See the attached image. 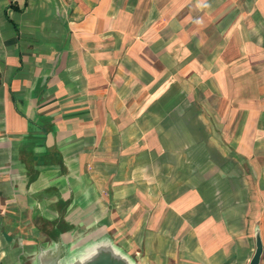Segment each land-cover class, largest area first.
I'll use <instances>...</instances> for the list:
<instances>
[{
    "label": "crops",
    "instance_id": "0c3cea01",
    "mask_svg": "<svg viewBox=\"0 0 264 264\" xmlns=\"http://www.w3.org/2000/svg\"><path fill=\"white\" fill-rule=\"evenodd\" d=\"M257 234L264 0H0V264H249Z\"/></svg>",
    "mask_w": 264,
    "mask_h": 264
},
{
    "label": "water",
    "instance_id": "95a60500",
    "mask_svg": "<svg viewBox=\"0 0 264 264\" xmlns=\"http://www.w3.org/2000/svg\"><path fill=\"white\" fill-rule=\"evenodd\" d=\"M262 251L259 234L256 235V249L249 264H259ZM54 252V251H53ZM59 251L48 258H40L39 264H131L130 260L119 254L109 244L98 243L90 250L80 252L79 255H69L65 252L62 256Z\"/></svg>",
    "mask_w": 264,
    "mask_h": 264
},
{
    "label": "rangeland",
    "instance_id": "374dc122",
    "mask_svg": "<svg viewBox=\"0 0 264 264\" xmlns=\"http://www.w3.org/2000/svg\"><path fill=\"white\" fill-rule=\"evenodd\" d=\"M259 239L261 241V247H262V251H261L260 259H259V264H264V239H263L262 235H259ZM255 249H256V237H255ZM249 263H250V261H249ZM31 264H39V263H38V261L33 260Z\"/></svg>",
    "mask_w": 264,
    "mask_h": 264
},
{
    "label": "clouds",
    "instance_id": "9594fccd",
    "mask_svg": "<svg viewBox=\"0 0 264 264\" xmlns=\"http://www.w3.org/2000/svg\"><path fill=\"white\" fill-rule=\"evenodd\" d=\"M204 6H205V7H208L209 5L205 4Z\"/></svg>",
    "mask_w": 264,
    "mask_h": 264
}]
</instances>
